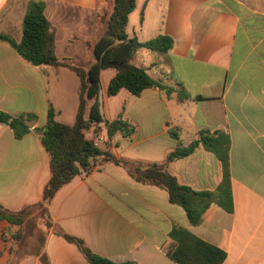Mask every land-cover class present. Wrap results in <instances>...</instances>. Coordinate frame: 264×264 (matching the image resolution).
Returning <instances> with one entry per match:
<instances>
[{
    "label": "crops",
    "instance_id": "crops-1",
    "mask_svg": "<svg viewBox=\"0 0 264 264\" xmlns=\"http://www.w3.org/2000/svg\"><path fill=\"white\" fill-rule=\"evenodd\" d=\"M34 1L0 0V32L19 41ZM43 2L55 55L84 66L95 63L87 44L102 35L103 9L111 10V0ZM126 33L139 42L160 35L172 39L167 53L141 49L132 63L174 92L146 89L136 96L121 89L108 96L115 72L103 71L105 120L122 118L134 133L108 138L105 125L90 130L86 137L110 158L92 159L88 171L41 206L50 173L33 129L45 124L49 107L57 122L74 123L79 80L63 67L32 66L0 42V110L35 116L21 139L0 124V207L13 213L31 207L21 226L0 220V264H44V258L47 264H89L54 228L113 264H175L166 255L175 227L224 251L222 264H264V0H136ZM201 130L228 137L232 211L211 203L192 225L165 190L135 181L115 160L163 164ZM167 168L195 191H215L223 176L222 163L203 146ZM19 230L16 240L12 235Z\"/></svg>",
    "mask_w": 264,
    "mask_h": 264
},
{
    "label": "trees",
    "instance_id": "trees-1",
    "mask_svg": "<svg viewBox=\"0 0 264 264\" xmlns=\"http://www.w3.org/2000/svg\"><path fill=\"white\" fill-rule=\"evenodd\" d=\"M136 0H111V10L103 9L101 23L102 35L88 48L96 61L90 66L77 63L70 57H58L54 53L53 29L43 14L44 2L37 0L30 4L21 24V37L16 41L11 35L0 32V42L10 46L20 59L35 67L66 68L76 74L79 83L77 87L78 107L72 125H64L55 120V112L48 108L45 124L34 128L33 132L48 154L49 179L42 190V199L38 206L49 204L54 193L74 176L86 172L92 159L109 155L100 150L86 134L96 132L101 125L107 128L108 138L115 133L131 137L134 128L127 121L118 118L107 122L103 111V98L100 88V75L103 71L113 70L114 77L107 86L108 96L116 95L121 89L132 95H139L146 89H158L167 96L174 90L154 80L145 69L132 63L134 55L141 49L156 53H167L173 45L171 38L160 35L146 42L129 38L126 25L129 14L135 8ZM183 100V94H178ZM35 120L32 114L13 116L0 110V124L8 126L16 139H21L29 133V123ZM203 146L212 152L222 163L223 176L215 191H195L181 185L168 171V164L189 157L199 147ZM228 137L220 131L201 130L198 139L188 145L179 144L176 149L167 154L163 164L130 163L115 160L126 169L137 182L159 187L167 192L171 204L181 207L192 225L201 221V215L207 206L215 203L223 210L232 211L230 189V174L228 166ZM31 207H24L13 213L0 207V220L10 225H19ZM47 226L51 223L48 220ZM55 234L74 244L89 264H113L108 260L93 254L80 240L73 238L57 228ZM21 230L12 235L19 239ZM172 240L166 255L175 264H222L226 254L216 246L209 244L189 231L175 227L169 234ZM44 264H47L44 258Z\"/></svg>",
    "mask_w": 264,
    "mask_h": 264
},
{
    "label": "built area",
    "instance_id": "built-area-1",
    "mask_svg": "<svg viewBox=\"0 0 264 264\" xmlns=\"http://www.w3.org/2000/svg\"><path fill=\"white\" fill-rule=\"evenodd\" d=\"M96 139H99V138H98V137H96V138H95V140H96ZM94 144H95V143H94ZM95 145H96V144H95Z\"/></svg>",
    "mask_w": 264,
    "mask_h": 264
},
{
    "label": "rangeland",
    "instance_id": "rangeland-1",
    "mask_svg": "<svg viewBox=\"0 0 264 264\" xmlns=\"http://www.w3.org/2000/svg\"><path fill=\"white\" fill-rule=\"evenodd\" d=\"M103 1H105V2H106V0H103Z\"/></svg>",
    "mask_w": 264,
    "mask_h": 264
}]
</instances>
